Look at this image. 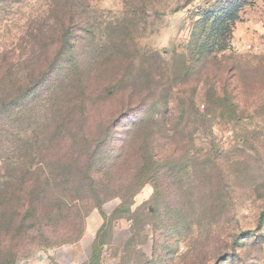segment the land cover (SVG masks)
I'll return each mask as SVG.
<instances>
[{
  "label": "rangeland",
  "instance_id": "obj_1",
  "mask_svg": "<svg viewBox=\"0 0 264 264\" xmlns=\"http://www.w3.org/2000/svg\"><path fill=\"white\" fill-rule=\"evenodd\" d=\"M4 85L0 264H264V0H0Z\"/></svg>",
  "mask_w": 264,
  "mask_h": 264
},
{
  "label": "trees",
  "instance_id": "obj_2",
  "mask_svg": "<svg viewBox=\"0 0 264 264\" xmlns=\"http://www.w3.org/2000/svg\"><path fill=\"white\" fill-rule=\"evenodd\" d=\"M4 77L6 79H4L5 81L1 80L2 83L3 82L7 83V85L12 83L9 75H5ZM4 87H5V85L2 86L0 89V115H2L3 112L8 113L10 110L14 109L13 106H14L15 102L22 95L27 94L26 97H30L32 95V91L29 93L28 92L16 93L15 91H13V89H8V88H4ZM26 91H28V90H26ZM32 159H33V163H37L36 161L34 162V157ZM30 162H32V160L29 161V163ZM23 163H25V162H23ZM27 171H29V170H27ZM30 174L32 175V177L28 178V181L30 183V185H29L30 200L25 201V203L23 204V206L25 205V207H26L25 211L23 213V216L25 218H27V217H30L32 219L34 218L35 219L34 223H39V221L42 220L43 215L45 213V212H43V210H41V207H42L41 202H42V200H44V198L48 194V191L46 190V188L50 185L51 182H56L57 180H59V181L64 180L65 175L63 173H61L58 177L48 176L44 171L41 172L37 169L31 171ZM23 175H25V174H23ZM24 179H25L24 176L20 177V180L22 182ZM44 185H46V188L42 187ZM71 197L76 198V194H73ZM66 204H67L66 197H64V196L56 197L55 208L57 210L59 209L58 213L60 211H62V209H60V207L65 206ZM53 212L54 211L47 212V215H50ZM263 221H264V212L262 213L260 222L263 223ZM25 227H29V226H25Z\"/></svg>",
  "mask_w": 264,
  "mask_h": 264
}]
</instances>
